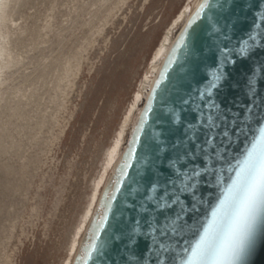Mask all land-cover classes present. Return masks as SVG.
<instances>
[{"label": "rangeland", "instance_id": "rangeland-1", "mask_svg": "<svg viewBox=\"0 0 264 264\" xmlns=\"http://www.w3.org/2000/svg\"><path fill=\"white\" fill-rule=\"evenodd\" d=\"M102 1L19 0L14 10L23 32L12 36L21 62L0 100V264H60L123 111L187 8V0ZM73 58V89L55 91Z\"/></svg>", "mask_w": 264, "mask_h": 264}, {"label": "snow or ice", "instance_id": "snow-or-ice-1", "mask_svg": "<svg viewBox=\"0 0 264 264\" xmlns=\"http://www.w3.org/2000/svg\"><path fill=\"white\" fill-rule=\"evenodd\" d=\"M210 7L209 0H201L189 18L185 34ZM219 7L223 8L224 4ZM255 28L264 29V12L254 21ZM253 29L235 49L218 46L215 64L206 73L202 87L195 90V95L189 94L187 99L181 100V104L190 105L189 111L196 115L186 127L180 150L168 159L167 175L157 176L144 189L140 218L126 236H117V240H127L125 248L134 246L140 236L148 239L146 252L130 260L129 264H153V261L169 264L170 253L173 254L171 264H264V245L260 250L255 246L257 220L264 212V111H259L264 107V96L257 89L264 80V63L260 64L259 74L255 67L249 70L244 93L247 102L241 110L233 113L215 100L227 81V66L235 63L233 57L246 59L255 52L258 42L264 44V31ZM194 36L200 39L199 32ZM183 110L182 107L180 111ZM169 114L174 122H182L175 108ZM253 124L257 126L255 129ZM245 129L253 134L250 144L242 155L233 158L235 163L231 164L227 149L233 143V137L238 141L245 135L247 139ZM225 163L229 164L227 170L234 171L235 175L229 177L230 183L222 188L219 202L206 222L189 224L188 220L204 203L198 196L202 182H208L206 177H218V169ZM133 192L139 194L140 188ZM95 237L83 264H88L93 254H100L105 247V242L99 240V231ZM165 240L175 241L179 251L175 252L170 244L163 242Z\"/></svg>", "mask_w": 264, "mask_h": 264}, {"label": "water", "instance_id": "water-1", "mask_svg": "<svg viewBox=\"0 0 264 264\" xmlns=\"http://www.w3.org/2000/svg\"><path fill=\"white\" fill-rule=\"evenodd\" d=\"M209 2L211 7L201 14V18L191 28H187L185 34L188 20L161 64L132 133L124 162L98 224L92 229L90 241L79 264H83L85 254L96 238L97 231L99 240L105 242V247L100 254L94 253L88 264H129L130 260H135L142 252H146L148 239L144 236L138 237L135 245L130 248L124 246L126 239L117 240V236H126L135 221L140 218L139 208L143 201L144 189L148 188L157 176L163 178L167 175L168 159L180 150L186 127L196 115L195 112L189 111L191 106H183L181 100L187 99L189 94L195 95V90L202 87L206 73L215 64L218 46L230 49L238 47L241 40L247 39V33L253 29L259 14L264 12V0ZM221 3L224 4L223 8L219 7ZM253 30L264 31L262 28ZM195 32L200 33L199 40L195 39ZM233 58L235 63L227 66V81L216 94L215 100L222 108L231 109L235 113L247 102L244 93L247 91L245 83L249 70L255 67L259 74L260 64L264 63V44L258 42L255 52L246 59ZM257 89L264 96V80L260 81ZM182 107L184 110L180 111ZM173 108L179 112L182 122H174V118L169 114ZM259 111H264V107ZM252 127L255 129L257 126L253 124ZM245 132L247 139L245 135H241L238 141L233 137V143L227 149L226 155L231 164L235 163L233 158L242 155L243 150L250 144L253 134L247 129ZM228 167V163L223 164L222 168L218 169V177H206L208 182H202L198 196L204 203L199 206V212L188 220L189 224H202L210 217L212 208L219 202L222 188L230 183L229 177L235 175L234 171L227 170ZM136 188H140L139 194L133 192ZM163 242L170 244L175 252L179 251L175 248V241ZM180 243L183 244V241ZM262 245L264 212L258 217L255 232L257 250H260ZM168 259L171 264L173 254L170 253Z\"/></svg>", "mask_w": 264, "mask_h": 264}, {"label": "bare ground", "instance_id": "bare-ground-1", "mask_svg": "<svg viewBox=\"0 0 264 264\" xmlns=\"http://www.w3.org/2000/svg\"><path fill=\"white\" fill-rule=\"evenodd\" d=\"M122 2H124V0ZM200 2H201V0H187L186 6H187L188 11L187 12L183 11L182 15L181 14L178 15L172 21L171 25L167 28V30L164 34L165 38L163 39L161 47H159V49L157 51L158 55H157L156 59L153 61L152 60L153 57H152L151 61L147 64L144 76L140 79L136 91L133 92L132 99L128 103L125 110L123 111L121 121H120L119 125H117L118 128L115 130V132L112 136L111 143H110L111 153H110L109 158H108V163H107V165H106V167H105V169H104V171H103V173L99 179L98 189L94 195L95 198L92 199L90 201V203L87 205L88 208L86 211V217H85L83 223L81 224V226L78 228L77 232L74 233V234H76L74 239L70 240L67 243V245L65 246V248H64L65 249V257L61 259L60 264H79L80 263V260L84 254V251L87 247V244L90 241L92 229H93V227H95L98 224V221L100 219V216H101L103 208H104V205H105L107 199L109 198V195H110L112 188L114 186V183L116 181L118 171L124 162L126 151L128 148V144L130 143L132 133L134 132V130L137 126L139 117L141 115V111L144 107V104H145V101L147 99L151 85H152V83H153V81H154V79H155V77H156V75H157V73L161 67V64H162L164 58L166 57V55L169 53L170 49L175 44V42H176L177 38L179 37L182 29L185 27L190 16L196 10V8ZM18 4H19V0H0V100L2 99V95L4 93V84L12 75V69L21 62L20 55L18 53L14 52L15 45L13 44V40H12V36L15 35L16 30H19L20 33L23 32V28L18 29L17 21L13 18L14 10ZM109 11H110V9H109ZM106 13H108V12H106ZM104 18H106V17H104ZM105 21H106V19H105ZM98 23H100V22H98ZM98 26H99V24H98ZM102 29H103V26H102ZM105 29H107V28H105ZM99 31H101V30H99ZM96 33H98V32H96ZM100 34H101V32H100ZM97 36H100V35H97ZM101 36H102V34H101ZM91 38H93V36ZM89 41H91V40H89ZM94 44H95V42H94ZM83 45H85V44H83ZM90 45H92V44H90ZM80 46H82V45H80ZM86 52H84V53H86ZM126 57H129V56H126ZM72 60L75 61V67H76L75 69L74 68L72 69V65H71ZM72 60L68 59L65 62V65L63 66V71L61 73L62 75H60L59 77L57 76L58 74L55 75V77H58L57 83H56L55 88H54L55 91H61V85H64L65 91H68V90L71 91V89H73V85H74L73 84V80H74L73 76H74V74H76L78 72L77 66H79V65H77L78 61L76 60V58H73ZM84 60H85V58H84ZM61 97H62V95H61ZM65 98H66V96H65ZM64 106H65V104H64ZM61 107L62 106H60V108ZM57 113H58V111H57ZM131 115H132V119H131L130 123L127 125L128 121L131 118ZM126 126H127V128L125 129ZM62 131H61V134H62ZM122 137H123V139H122ZM121 139H122V141H121Z\"/></svg>", "mask_w": 264, "mask_h": 264}]
</instances>
